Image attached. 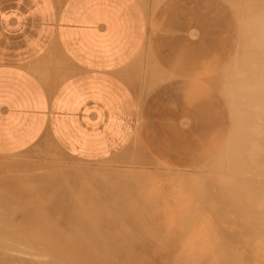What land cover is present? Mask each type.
<instances>
[{
    "label": "rangeland",
    "instance_id": "1",
    "mask_svg": "<svg viewBox=\"0 0 264 264\" xmlns=\"http://www.w3.org/2000/svg\"><path fill=\"white\" fill-rule=\"evenodd\" d=\"M138 1L141 3L147 15L149 31L150 30L154 31V33H156L157 36V38H155L151 42L157 48L149 53L152 54L151 57H154L159 61L161 65L160 69L162 71L161 74L162 78L161 80L153 84L151 79L149 80H146V78L144 79L146 64H147V55H144L142 57V64L140 65L142 66L144 64V68H142L141 73L138 70L139 83H138L137 92H134L131 89L135 95L139 108V116H138L136 128L132 132H129L123 144L119 145L108 156L102 159L87 161V160H81L79 158H75L74 156H71L66 152H64L50 136H43L28 149L20 153L11 156H0V205L5 204L6 202L8 203V201L9 202L12 201L11 199L16 200V203L18 200H19L18 202L20 203L21 201L24 202V203L22 202L21 204L18 203L17 206L16 204L12 205V202L14 201L13 200L11 203L8 204L9 208H5L4 207L6 206L5 204L2 207L3 209L0 208L1 209L0 212L2 213L7 212L9 214L8 215L9 218H12L13 220L12 222H14V220L16 219L15 222L16 223L18 221L21 222L23 224V227L24 225L27 226V223L29 225V221L26 222L25 220L29 218L34 219L36 217L34 214L39 213V208H40L41 210L40 213L44 212L45 214L47 213L49 216L50 215L52 216V214L53 215L56 214L55 215L56 217L53 216L52 218L57 219V228H60L65 231L67 228L68 229L71 228L70 226H72L74 222L80 223V224L78 223L74 224V226H79L78 227L79 229L81 228L87 230L93 228L94 229L105 228V230L115 229L114 232H110V233H106V232L103 233L99 231L100 234H98L96 230H91L89 232H86L87 234H89V237L90 235H93V237L91 236L89 240L84 239V238H89L88 236L87 237L83 236V239L89 243L88 245L92 244L93 242L95 246L94 244L90 246L92 248H98L100 250L99 252L101 253H103V249H100L101 247L99 246H101L102 244L104 245V243L105 245L106 243L116 245L118 243L117 239L119 243L121 241V243L120 244L118 243V245L137 246L141 244L144 245L151 244L154 247L155 245H166L165 244L166 241L165 242L161 241V239L164 240L163 237L166 234L167 235L170 234L169 237H171L172 236L171 234H173L172 237L174 239L171 237L170 239H172V241L170 240V242H167L169 243L168 245L175 246L176 244V246H178L177 242H179V246L186 244V246L194 245L195 247L194 249L196 250L199 248L198 251H196V253L194 250V254L191 257L194 258L195 256H197L195 261H187V263L184 264H196L195 262H198V264H216V263L219 264L221 259L225 261L223 262L225 264H229V262L230 261L232 262L233 260V262L231 263L233 264L234 262L236 263L237 261L236 257L239 256V254H241L240 257H238L239 260L241 258V263L239 261L240 264H244L243 262L247 261L246 258L248 259L251 254H253L251 255L253 256V258L250 256L251 259L257 260L256 262H254L255 264L259 263L260 261L261 264H264V257L260 256V255H264L262 250L263 249L262 246L264 245L263 243L264 241H262V239L264 240L262 234V232L264 233V231H262L264 230V222L261 223V221L264 220L263 218L264 216H261L262 213L264 214V196H262L264 195L263 193L264 187L263 188L260 187L261 183L264 186V180H263L264 178L263 179L261 178L263 182L261 181L260 178L258 179V177L264 175L263 174L264 172L260 173L255 171V169L253 168L255 167L256 161L251 159L252 154L247 156V154H249L248 151L243 152V150H246V148L245 149L243 148L242 150L243 145H245L244 147H246L249 142L255 141L256 139L258 141L256 140L255 142H261L263 137L260 134H262L263 129L261 128L262 129L261 130L259 128L261 132L259 131V129H257L258 131L256 130V133H254L255 129L253 131L251 129L250 130L246 129L245 125L243 127L242 123L240 122L242 121L243 118L242 111L249 109L250 106L251 107L255 106L257 103L262 104L264 102V100H261L264 99V95H263L264 67L262 68V66H260V70L258 68L259 67L258 64L264 65L263 62L264 59H262V57L264 58V55H261L260 58L262 59L263 63L259 62L260 60L259 55L262 53L264 54V49L262 52L261 51L262 49H258L259 45H257L262 43V45H260V48H264L263 46L264 42H261L263 41V39H261L263 36L261 35H262V31H264V26L262 30L261 23L257 24L258 19L260 22V19L264 17L263 14L264 11H261V8L262 10L264 8L263 5L264 1L261 2V0H256V4H259L257 7L253 0H138ZM260 2L261 4L262 3L263 4L260 5ZM252 3L253 5L255 4V6H253ZM257 12H262L263 15ZM259 15L261 16V18L259 17ZM251 17L254 18L252 19ZM250 18L253 21H256L255 23L257 25L261 26V27L258 26V28L256 29V33L258 34L259 28H261L260 29L261 33H259V38L257 37L256 33H253V35H251L252 31L255 32V26L257 27V25L254 24V22L253 23L250 22L252 21ZM249 24L255 25V26L252 25L254 28H251ZM168 27H172L173 29L180 27L190 28V31L189 33H184V34L183 32H172V31L169 32L166 31ZM248 28L252 29L251 34L249 33ZM152 38L153 36L150 35L147 36V41H146L147 45L150 44ZM146 43H144L143 45L141 51L142 55L145 52ZM206 43H211L213 45L212 47L213 49L212 48L205 50L198 49L200 45ZM253 51H255L256 53ZM252 52L254 56H252ZM247 55L250 56L248 57ZM256 56L257 58H255ZM248 58H250L252 61L250 59L247 60ZM254 58L256 59V61ZM247 61H251V63ZM252 63H254V65ZM255 63L258 66L257 68L255 67L256 66ZM254 67L256 68V70L252 69ZM138 68H136V70ZM250 68L253 71H251ZM136 70L134 72H137ZM248 70L251 71V75ZM134 72L117 73V75L125 81L122 75L126 73L133 74ZM255 74L256 76H258L257 77L258 79L256 78L257 79L256 81H254L255 79L253 78L255 77ZM256 82L257 84H255ZM261 83L263 87L261 86ZM251 84L254 85L251 86ZM259 87L261 88V90L262 89L263 90L261 91ZM255 88H258L259 90ZM231 89L233 90V93ZM250 89L252 92H250ZM253 91L256 94H254ZM259 91L262 93H259ZM228 92L231 94H229ZM232 94L233 96H231ZM258 94H260L261 97H259ZM253 95L256 96L258 100L260 99L262 102L259 103L260 100L257 101L256 97H252ZM250 96L252 97V100L254 99L253 101L252 100L251 101L255 105L252 102H250L251 99ZM247 100H249L250 103ZM243 105L246 106L245 109ZM262 105H264V103ZM261 116H262L261 114L256 113L255 116L249 119V121L251 120L250 124L252 123L263 124V118H262V122H261V118H258ZM252 118L254 119V121L252 120ZM245 123L246 125H249L248 121H245L243 124ZM240 124L242 127L240 126ZM242 128L245 129L246 131L245 130L243 131ZM241 129L245 133L241 132ZM247 130L249 131V133ZM240 132L242 137L240 136ZM248 134L251 135V138ZM253 137L255 138V140L252 139ZM239 139H241V141L243 140L244 142L243 141L240 142ZM240 145L242 146L239 147ZM239 150L240 151L242 150L241 151L242 155H239L240 154ZM244 153L245 154L247 153L245 156L250 158L249 159L245 158V156L243 155ZM260 155L262 154H257L258 157ZM262 157L263 156L259 157L260 159L257 160L258 163L259 161L263 163L261 159ZM241 158L243 160H241ZM245 160H250V161H247V163L249 162L247 164ZM252 160L254 161L253 162L254 165L251 162ZM240 161L241 163L244 162L245 164H247V166L243 163L240 166L244 165L245 168H240L239 171L234 170L235 169L234 165H239L238 163H240ZM241 169L243 171H241ZM8 170H11L13 172L11 171L8 172ZM64 170H66L68 175ZM54 171L57 176L54 174ZM68 171L71 173H68ZM240 171L241 173L239 174ZM244 171L245 173H243ZM125 173L127 176L124 175ZM2 176H6L8 179L11 178L12 180L8 182L9 180L7 179L8 181L6 180L7 181L6 183L5 180H2L1 178ZM123 176H125L126 179ZM235 176L247 178L245 180L243 178L244 184H246L245 181L249 179L247 182L249 185L247 184H246L247 186L244 185L245 189H242L243 187L241 188L240 186L243 185V183H241L240 181L243 180L241 178H240L241 180H239L238 177L235 180L236 178ZM254 176H257L256 180L258 182H256ZM20 178L24 182L23 181L21 182ZM132 178L134 179L132 180ZM14 179H17L18 181L21 182L19 183V188L20 190H22L21 192L19 189L16 192L17 188L15 189L13 188L16 187L14 184L15 182L13 181ZM227 179L229 181L232 180V182L230 181L228 184ZM203 180H205L206 183L203 182ZM251 180L254 181V184L255 183L259 184L258 185L259 187L256 184L254 185L257 186L256 187L257 189L255 188L256 190H259V188H261L260 189L261 191L260 190L257 191L259 192L257 193V195L256 194L253 195L254 193H256L255 189H254V193L252 194L251 190L253 189L252 188L250 189V187H248L250 186L251 182L249 181ZM259 180L261 183L259 182ZM155 181L157 182L155 183ZM235 182L237 185L233 184ZM239 182L241 183V185L238 187ZM21 184H22V188H21ZM252 184L253 183H251V185ZM220 185L224 187H221ZM231 185L232 188L230 187ZM234 185L237 186L235 187L236 190L238 189V192L241 193L240 194L237 192V195L238 194L239 195L236 197H233L236 194V190L233 188ZM226 187L227 189H225ZM25 188H27L28 190ZM230 191L232 192L230 193ZM242 191L247 194L243 193ZM242 195L244 196L245 199L246 198H250V199L249 200L247 199L248 200V201L246 200L247 202H243L244 200H241L244 199ZM251 196L254 199H251L252 198ZM258 196H259V201H258ZM22 197L24 198L22 199ZM139 197H141V199H139ZM3 198H5L6 200ZM230 198L232 199L237 198L238 200H241L240 202L243 203H240L236 199L235 200L237 202L233 203L234 201L231 200ZM30 202L32 204L36 203L37 206L38 205L43 206V204H48L50 207L52 204H54L55 207H53L54 205H52L51 208H48V206L46 207V205H44L43 206L44 208H41L42 207L41 206L35 209L32 204H29ZM142 202L147 204H144ZM231 202L233 203L235 210L234 207L232 208L233 205ZM14 203L15 202H13V204ZM253 203H258V206L257 204H253ZM238 204L240 207L239 209H237ZM245 206H247L248 208ZM13 208L21 213V214L17 213L18 218L19 215L21 216L24 215V214L22 215V213L25 214L31 213V214H28V216H24L23 219L25 220L23 223V221H21L22 220L21 217H20L21 220H19L16 217L15 215L16 213ZM32 208H34L35 210H33ZM245 208H247L246 209L247 211L245 210ZM241 209H243V211ZM252 211L255 212L256 215L257 214L259 215L260 213V217L263 220H261V218H259L258 215L257 217ZM11 212H14L13 213L14 217L13 215H11L12 214ZM251 212L256 217L254 215L251 216L250 215ZM7 213H4L3 215L5 216ZM45 214L42 215L43 217L46 218V216L48 215ZM3 215L0 217L3 218L4 217ZM42 215H40L41 217L37 216L38 219L42 218ZM238 215L239 218L237 217ZM240 216L242 218H240ZM4 218H7L8 220L7 215ZM4 218H3L4 222L1 219L0 222L1 223L3 222V224L8 223L10 219L8 221L5 219L7 221L5 222ZM49 218L51 219V217ZM183 218L185 219L183 220ZM186 218H188L189 220L188 219L186 220ZM38 219L33 220V222L34 221L36 222V223L34 222L35 223L34 227L37 225ZM239 219L241 221L242 220L244 221H242L241 223L239 222L240 221ZM255 219L256 220L260 219L261 221H258L257 224V221ZM185 220L186 223L183 222ZM42 221H39L41 225H39L38 227L42 226ZM99 221L102 223L98 225H89L90 222H99ZM246 221H249V224L243 223ZM12 222L11 223L9 222L10 225L7 224L9 226L8 228L13 229L12 226L14 225L15 222L14 223ZM19 222H18V226L17 224L16 226L20 228L22 224L19 225ZM181 223H185L186 225ZM11 224L13 225L11 226ZM23 227L20 228L21 229L20 233H22L23 235L27 234V236H30L29 241L26 239L27 236L26 235L23 236L19 234L18 230L20 231V229L19 228L17 229L15 227L14 228L16 229V231L15 229H13L12 231H14V233L17 232L16 236H18V238L16 240V237L15 236L13 237H15L14 239L19 243L14 242L13 237L12 238L10 237L11 235L14 234L13 232H12L13 234L11 235L9 232H8L9 234L6 233L7 236L10 235L9 238L12 239L10 240L9 238H7L6 241L14 242V243H9V245L11 244L12 246H8V243L6 241H3L7 236L4 237L2 240L1 237H3L5 232L3 235H0V248L2 249V244H3L1 243V240L4 242L3 246L4 245L7 246V247L4 246L5 248L3 247L4 248L3 250L5 249L9 250L10 248H12L11 251L9 252L5 250L8 253L7 252L3 253V250L2 251L0 250V253H2V255L0 254V257H3L2 259L4 261L6 260L4 262L3 260L0 259V262L2 261L1 262L2 264L3 263L10 264L9 262H11L12 264H16L18 260L19 262L17 264H19L20 262L22 264L23 259H24L23 264L27 262H28L27 264H31L33 260H35V262H33L32 264H36V263L38 264L40 262L39 258L38 260L36 257H33L32 259L30 257L31 255L30 256L28 255L29 253L38 252L37 255L40 254V256H42V257L39 256L41 260L43 257L44 260L46 259L50 260L52 258L50 257L51 255L50 253L52 251L53 252L57 251L58 256L61 255V257H57V260H59V262L61 261L64 262L65 260L67 264L68 262L69 264H76L77 260L75 258L80 256L81 252H85L83 253V255L88 253L86 250V248H88L86 247L87 243L83 239L81 240V245L84 247L80 246L81 248H79L80 244L76 245L77 243H80L79 239H81L82 237V235H80L79 233L78 235H76L77 232L76 234L74 232L75 234L74 235L72 232L63 233L62 231V233H60L61 232L60 230L58 232L59 236L60 234L63 235L67 234V235L61 237V239L58 238L59 236L58 237L55 236L56 240L59 239L57 242L59 241L65 242L66 238L67 241L66 244H64L63 242L61 243L59 242L57 245L59 247L58 248L56 247L55 237L52 236L55 233H57L56 230H55L56 232L53 231V233L49 231V233L51 232L50 233L51 236L54 238L52 239L53 241H51L52 237L50 235L47 236L46 234L47 232L44 233V231L46 230L44 228L46 226H44V228L42 227L38 228V230L42 228L43 230L42 233L40 231L38 233L32 231L33 227L31 226H30L31 231H29L30 228H26V227L23 228ZM176 228L177 230H174ZM188 228L191 230V232H189L190 230H188ZM223 228L227 229L228 231L224 230ZM256 228L258 229V231L256 230ZM27 229L29 231L28 232L29 234L27 233V231L26 233H24L25 230ZM117 229L118 231H116ZM169 229H173L175 232L173 230H171V232L173 231V233L169 231L166 232ZM249 229H251V231ZM1 230L6 232L8 231V229L3 230V228ZM33 230L35 229L33 228ZM232 230L233 231L235 230L236 232L235 231L232 232ZM9 231L11 232L10 229ZM259 231L262 232L260 233ZM90 232H92V234ZM224 232L227 234H225ZM43 233L44 235H42ZM69 233L70 234L72 233L75 237L71 238L70 235L68 237ZM82 233L83 235H85L84 232ZM125 233L126 235H123ZM18 234L22 236L23 240L26 239L28 243L34 242L35 239L37 241L32 243V245H30V243L27 244V242L25 243V245H23L24 241L23 242L21 241L22 239L21 237L19 238ZM32 234L35 235L36 238ZM237 234L238 235L240 234L239 237H237L238 236ZM247 234L248 236L250 235L249 238ZM79 235L80 238L76 240L77 238L76 236ZM104 235L105 236L108 235L106 238H108L109 236L110 238H108V240L105 238L104 240L101 239L103 238ZM227 235L228 236L235 235L229 237L230 238L233 237L236 240H234L233 238L231 239L229 238L228 240L226 238ZM256 235L258 236V238L256 237ZM148 236L150 237V239H148L149 238ZM245 236H247V238ZM259 236L260 237L262 236L263 238L261 237L260 240ZM39 237L41 239L46 237L44 239L45 241H47L49 237L51 238H49L46 244L44 240L42 241L43 242L42 243ZM182 237L185 240L182 239ZM224 237L228 241L224 240ZM111 238L112 241H110ZM132 238L136 241H134ZM152 238L153 240H151ZM175 238H177V240ZM18 239H21L20 241L23 244H21ZM157 239L159 240L156 241ZM181 239L184 241H182ZM73 240L75 242V245H73L74 244ZM97 240L99 241L97 242ZM100 240H102L104 243L101 242ZM125 240H130V241L125 242ZM196 240L199 242H197ZM244 240L245 241L249 240V241H247V243L245 244ZM49 241H51L52 245H50L51 243ZM174 241H176V243H174ZM193 241H195L196 244ZM219 241L222 242L221 243L222 245H220L219 248L221 250H219L218 252L217 248L218 245L220 244ZM205 242H207L208 245L209 244L210 245L208 246L207 243ZM67 243L72 245L73 249ZM225 243L226 245H229L228 247L230 246L232 247L233 245L234 246L232 247L231 250H230L231 247L229 249H226L228 247L227 246L226 248L224 247ZM13 244H17V245L14 246ZM60 244L62 245L60 246ZM257 244L260 246V248ZM43 245L45 246L47 245V248ZM66 245L69 246L68 250ZM198 245H200L201 247ZM246 245L248 247L249 245H251L252 246L251 248L253 250L250 247L246 248ZM16 246L18 248H15ZM20 246H23L22 247L23 249L20 248ZM52 246L54 249L55 247L58 249H55L54 251ZM62 246L64 247L62 248ZM174 246L172 248L175 249L177 252L178 249L176 248L178 247L175 248ZM186 246L183 245L182 247H186ZM145 247H149V246H145ZM170 247L169 250L172 249ZM19 248L21 250H19ZM207 248L211 249L212 251L213 254L212 263L202 262L201 256L198 255L199 254L198 252H200L202 249L203 250L201 252L204 253L208 252L206 251ZM236 248L240 250L238 251ZM254 248L256 251L257 250L259 251L261 249L260 251L261 254H259L258 251L256 254ZM47 249L50 253L46 251ZM235 249H236L235 252L237 253L238 251L239 254L238 253L236 254L235 252L231 254L232 252L230 251H234ZM76 250L77 252L78 251L79 252L77 253ZM241 250H243L242 251L243 253L247 252L246 255H248L249 252L251 253L248 255V257L244 254L246 257L245 258ZM42 251L44 252V254ZM221 251L224 254L221 253ZM64 252H65L64 255L65 258H63ZM66 252H68L69 254L67 253L66 255ZM12 253L17 257V258L15 256L12 257L14 261L11 260ZM70 253H72V255ZM75 253H77L78 256ZM227 253H229L228 255L230 257L229 256L227 257L226 255ZM6 254H10V256L8 257ZM21 254H23V256H21ZM218 254L220 256H218ZM256 255L260 257L256 258L257 257ZM28 256L30 257V259H28L29 258ZM233 256L234 257L236 256L235 257L236 261L234 260L235 258ZM7 257L9 261L7 260ZM18 257H20L21 260ZM70 257H72V259L74 258L75 260V261L73 260L74 263L72 262ZM165 257H166L165 255L160 257L161 262L159 258L153 264H161V263L165 264L168 261L167 259L166 262H163L166 260ZM243 257L245 261L243 260ZM25 258L27 261L25 260ZM78 259H80V257ZM86 260L89 261L88 258ZM248 260L252 261L250 260V258ZM100 263L101 262H99L98 264ZM239 263L237 261V264ZM172 264H179V263H174L173 261ZM220 264H222V261Z\"/></svg>",
    "mask_w": 264,
    "mask_h": 264
},
{
    "label": "crops",
    "instance_id": "2",
    "mask_svg": "<svg viewBox=\"0 0 264 264\" xmlns=\"http://www.w3.org/2000/svg\"><path fill=\"white\" fill-rule=\"evenodd\" d=\"M155 38L138 0H0V156L43 136L81 160L108 156L136 128L144 55V79L162 78Z\"/></svg>",
    "mask_w": 264,
    "mask_h": 264
},
{
    "label": "bare ground",
    "instance_id": "3",
    "mask_svg": "<svg viewBox=\"0 0 264 264\" xmlns=\"http://www.w3.org/2000/svg\"><path fill=\"white\" fill-rule=\"evenodd\" d=\"M253 1H254L255 4H256V0H253ZM262 1H264V0H261V2H262ZM258 2H259V1H258ZM261 2H260V5L263 4V3L261 4ZM255 4L253 5V3H252L253 6H255ZM258 5H259V4H256V7H257ZM263 5H264V4H263ZM253 8H254V7H253ZM257 9H260V8H257ZM255 11H256V10H255ZM259 11H260V10H259ZM261 11H264V8H263V10H262V8H261ZM253 13H254V11H253ZM257 13H260L261 15L264 14V13L262 14V12H257ZM257 13H256V14H257ZM256 14H255V15H256ZM257 15H258V14H257ZM257 15H256V16H257ZM257 17H258V16H257ZM259 17L261 18L260 15H259ZM262 17H263V16H262ZM251 18H252V17H251ZM251 18H250V19H251ZM253 18H254V17H253ZM253 18H252V19H253ZM252 19H251V20H252ZM248 21H249V20H248ZM250 22H252V23L254 22V24H256V23H255L256 21H253V20H252V21H250ZM250 22H248V23H250ZM258 23H261V26H262V27L259 26V25H257ZM257 24H256L257 27H256L255 25H253V24H251V25L249 24V25L251 26V28H254L253 26H255V32L252 31V34H251V30H252V29H249L250 26H249V28H248L249 33H250L251 35H253V33H256V29L258 28V26L261 27L262 30H263V26H264V17L260 19V22H259V19H258ZM252 25H253V26H252ZM261 28H259V33H261V30H260ZM257 32H258V31H257ZM259 33H258V34L256 33L258 38H259ZM263 33H264V31H262V35H261V36L264 37ZM261 36H260V38H261ZM263 37L261 38V39H263V41H261V42H264V38H263ZM258 40H259V39H258ZM259 41H260V40H259ZM259 43H260V42H259ZM257 45H259V48H258V49H262L261 51L263 52V49H264V48H260V45H262V43L257 44ZM255 46H256V45H255ZM263 46H264V43H263ZM263 46H261V47H263ZM256 47H257V46H256ZM253 52H255V51H253ZM253 52H252V56H254V55H253ZM255 53H256V52H255ZM259 54H260V53H259ZM259 54H258V55H259ZM256 55H257V54H256ZM261 55H264V54H263V53L260 54V55H259V59L261 58ZM247 56H248V55H247ZM249 56H250V55H249ZM249 56H248V57H249ZM255 58H257V56H256ZM255 58H254V59H255ZM245 59H246V58H245ZM249 59H250V58H248L247 60H249ZM262 59H264V58L262 57ZM262 59L259 60L260 63L262 62ZM250 60H251V59H250ZM257 60H258V59H257ZM251 61H252V60H251ZM251 61H247V62L251 63ZM255 61H256V59H255ZM255 61H253V62H255ZM263 62H264V61H263ZM263 62H262V63H263ZM244 64H245V63H244ZM247 64H248V63H247ZM252 64L254 65V63H252ZM250 65H251V64H250ZM255 65H256V63H255ZM246 66H247V65H246ZM248 66H249V65H248ZM258 66H259V67H258ZM258 66L256 65L255 67H256V68L258 67L259 70H260V66H262V68L264 67V65H262V64H261V65L258 64ZM255 67L252 68V69L256 70ZM262 68H261V69H262ZM250 70H251V68H250ZM259 70H258V71H259ZM262 70H263V69H262ZM262 70H261V71H262ZM248 71H249V70H248ZM248 71H247V72H248ZM251 71H253V70H251ZM251 71H249L250 75H251ZM258 73H261V72H258ZM258 73H257V75H258ZM262 73H263V72H262ZM263 74H264V73H263ZM253 75H254V74H253ZM253 75H252V76H253ZM248 76H249V75H248ZM260 76H261V74H260ZM257 77H258V76H256V74H255V77H253V78L255 79L254 81H256V80L258 79ZM247 78H248V77H247ZM256 78H257V79H256ZM259 78H260V77H259ZM263 78H264V76H263ZM234 79H235V78H234ZM259 80H260V79H259ZM259 80H258V81H259ZM262 80H263V79H262ZM254 81H253V82H254ZM260 81H261V80H260ZM260 81H259V82H260ZM233 82H234V81H233ZM255 84H257V82H256ZM252 85H254V84H251V86H252ZM259 85H260V84H259ZM263 85H264V84H263ZM256 86H257V85H256ZM256 86H255V87H256ZM261 86H262V83H261ZM262 87H263V86H262ZM251 88H252V87H251ZM259 88H260V87H259ZM255 89H258V88H255ZM231 90H232V89H231ZM253 90H254V89H253ZM258 90H259V89H258ZM260 90H261V88H260ZM262 90H263V89H262ZM262 90H261V91H262ZM229 91H230V90H229ZM255 91H256V90H255ZM250 92H252L251 89H250ZM250 92H249V93H250ZM253 92H254V91H253ZM228 93H229V92H228ZM232 93H233V90H232ZM259 93H262V92L259 91ZM229 94H231V93H229ZM229 94H228V95H229ZM250 94H251V93H250ZM254 94H256V93L254 92ZM258 95H259V97H261L260 94H258ZM263 95H264V94H263ZM231 96H233V94H232ZM236 96H237V93H236ZM250 97H251V96H250ZM250 97H249V98H250ZM252 97H256V96L253 95ZM252 97H251V99H250V102H252V101L254 100V99L252 100ZM262 97H263V96H262ZM256 98H257V97H256ZM251 100H252V101H251ZM259 100H260V99H259ZM259 100H258V98H257V101H259ZM261 100H264V99H261ZM261 100L259 101V103L262 102ZM243 101H244V100H243ZM243 101H242V102H243ZM247 101L249 102V100H247ZM255 101H256V100H255ZM255 101H254V102H255ZM242 102H241V103H242ZM245 102H246V101H245ZM250 102H249V103H250ZM249 103H248V104H249ZM252 103H253V102H252ZM263 103H264V102H263ZM263 103H262V104H263ZM245 104H246V103H245ZM253 104H254V103H253ZM262 104H258V103H257L256 105L254 104L255 106H252V107L249 105V106L251 107V108L249 107L250 110L247 109V110L242 111V112H243V114H242L243 118H242V121H240V122L242 123L243 127H244V125H245L246 129H249V130L251 129L252 131L255 129V132H254V133H256V130L259 129V128H260V129H261V128L263 129V130L261 129L263 132H262V134H260V135H262V137H263L261 142H255L257 139L255 140V138H254V137H255V134H254V137H253L252 139H254L255 141L249 142V143L247 144L246 147H244L245 145H243V147H242V150H243V148H244V149L246 148V150H243V152L248 151L249 154L246 153L247 156H249V155L252 154L251 159H253L254 161H256V163L258 164V165H257V164L255 163V167H254V168L251 167V168L255 169V171L260 172V173H261V172H262V173L264 172V105H262ZM251 105H252V104H251ZM241 106H242V105H241ZM243 106H244V105H243ZM245 107H246V106H244V109H245ZM240 110H241V109H240ZM242 110H243V108H242ZM256 113L262 115L261 117H258V118H261V122H262V118H263V124H259V123H258V124H257V123H256V124H253V123L250 124V121H251V120L249 121V119H251V117L255 116ZM258 116H259V115H258ZM240 119H241V118H240ZM252 120L254 121L253 118H252ZM243 121H244V122H245V121H248V122H249V125H246V123L243 124V123H244ZM255 122H256V121H255ZM240 126H241V124H240ZM241 127H242V126H241ZM242 129H243V128H242ZM242 129H241V132H243V131L245 130V129H243V131H242ZM260 129H259V131L261 132ZM245 131H246V130H245ZM247 131H248V130H247ZM257 131H258V130H257ZM241 132H240V136H241ZM260 132H259V133H260ZM243 133H245V132H243ZM248 133H249V131H248ZM252 134H253V132H252ZM243 135H245V134H243ZM248 135H249V134H248ZM260 135H259V136H260ZM249 136H250V138H251V135H249ZM252 136H253V135H252ZM241 137H242V136H241ZM256 137H257V136H256ZM239 138H240V137H239ZM244 138H245V137H244ZM247 138H249V137H247ZM247 138H246V139H247ZM257 138H258V137H257ZM260 138H261V137H260ZM242 139H243V138H242ZM239 140H240V142L243 141V140L241 141V139H239ZM260 140H261V139H260ZM237 141H238V138H237ZM257 141H258V140H257ZM243 142H244V141H243ZM245 142H246V140H245ZM247 142H248V141H247ZM55 143H56V142H55ZM56 144H57V143H56ZM238 144H240V143H238ZM241 144H242V143H241ZM241 146H242V145H240L239 147H241ZM239 147H238V148H239ZM238 148H237V149H238ZM242 150H241V151H242ZM237 151H238V150H237ZM241 151L239 150V153H240L239 155H242ZM237 153H238V152H237ZM246 154L244 153L243 155L245 156ZM257 154H262V155H260L259 157L263 156V157L261 158L262 161H263V163H261V161H259V163H258L257 160H259L260 158L257 156ZM239 155H238V157H239ZM243 158H244V157H243ZM245 158L249 159L250 157L248 158V157L245 156ZM245 158H244V159H245ZM241 160H243V159L241 158ZM253 160L251 161L252 164H253V162H254ZM245 161H246V163H247V161H250V160H245ZM237 162H238V161H237ZM251 162H250V163H251ZM243 163H244V162L241 163V161H240V163H238L239 165H234V166H235V169H234V170L239 171L240 168H245L244 165H243L244 167H243V166H240V165L243 164ZM248 163H249V162H248ZM248 163H247V164H248ZM244 164H245V163H244ZM247 164H245V165L247 166ZM253 165H254V164H253ZM68 168H69V167H68ZM68 168H67V169H68ZM132 168H133V167H132ZM249 168H250V167H249ZM9 169H12V168H9ZM72 169H73V168H72ZM230 169H231V168H230ZM246 169H247V167H246ZM246 169H245V170H246ZM9 171H11V170H8V172H9ZM13 171H14V169H13ZM13 171H11V172H13ZM64 171L66 172V170H64ZM69 171H70V169H69ZM69 171H68V173H71V172H69ZM232 171H233V170H232ZM241 171H243V170L241 169ZM241 171L239 172V174L241 173ZM246 171H247V170H246ZM56 172H57V171H56ZM229 172H230V171H229ZM15 173H16V172H15ZM15 173H14V174H15ZM80 173H81V172H80ZM99 173H100V172H99ZM234 173H235V172H234ZM236 173H237V172H236ZM243 173H245V171H244ZM248 173H249V172H248ZM54 174H55V171H54ZM66 174H67V172H66ZM119 174H120V173H119ZM254 174H255V172H254ZM263 174H264V173H263ZM263 174H262V175H263ZM55 175H56V174H55ZM67 175H68V174H67ZM99 175H100V174H99ZM111 175H112V174H111ZM124 175H126V173H125ZM256 175H257V174H256ZM21 176H22V175H21ZM56 176H57V175H56ZM115 176H116V175H115ZM126 176H127V175H126ZM128 176H129V175H128ZM258 176H259V175H258ZM5 177H6V176H2V177H1L2 180H5V181H6V180L8 179L7 177H6V178H5ZM100 177H101V176H100ZM102 177H103V176H102ZM110 177H111V176H110ZM123 177H125V176H123ZM123 177H122V178H123ZM130 177H131V176H130ZM235 177H236V178H235V180H236L238 176H235ZM256 177H257V176H254L255 180L257 179ZM67 178H68V177H67ZM116 178H117V177H116ZM119 178H120V177H119ZM240 178L243 180L244 177H243V178H242V177H238L239 180H241ZM252 178H253V177H252ZM252 178H251V179H252ZM259 178H260V179H261V178L263 179V178H264V175L258 177V179H259ZM20 179H21V178H20ZM26 179H27V178H26ZM125 179H126V177H125ZM127 179H128V178H127ZM133 179H134V178H132V180H133ZM146 179H147V178H146ZM146 179H145V180H146ZM215 179H216V178H215ZM215 179H214V180H215ZM219 179H221V178H219ZM245 179H247V178H244V180H245ZM262 179H261V181L263 182L264 179H263V180H262ZM8 180H9V181H8ZM8 180H7V181L10 182V180H12V179L9 178ZM16 180H17V179H14V180H13V181L15 182L14 184H15V186H16V187H13V188H14V189L17 188V189H16V192H17L18 189L20 190V188H19V183H21L23 180L21 179V182L18 181V180L16 181ZM90 180H91V179H90ZM101 180H102V179H101ZM104 180H105V179H104ZM212 180H213V179H212ZM227 180H228V179H227ZM227 180H226V181H227ZM244 180H243V181H240V182L243 183ZM248 180H249V179H248ZM248 180L245 181L247 185H249V184L247 183ZM7 181H6V183H7ZM124 181H125V180H124ZM152 181H153V180H152ZM200 181H201V180H200ZM209 181H210V180H209ZM224 181H225V180H224ZM230 181L232 182V180H230ZM230 181L228 180L227 183L229 184ZM252 181H253V180H251V181H249V182L253 183V184H252L253 186H252L251 183H250V186H248V187H250V189H251V188L253 189V190H251V193L253 194V193H254V189H255L259 184L255 183L257 186H254V185H255V184H254V181H253V182H252ZM16 182H17V183H16ZM23 182H24V181H23ZM26 182H28V181H26ZM120 182H121V181H120ZM129 182H130V181H129ZM131 182H132V181H131ZM142 182H143V180H142ZM149 182H150V181H149ZM156 182H157V181H155V183H156ZM203 182L206 183L205 180H203ZM207 182H208V180H207ZM240 182H239L238 187L241 185ZM256 182H258V181L256 180ZM259 182H260V180H259ZM32 183H33V182H32ZM117 183H118V182H117ZM124 183H125V182H124ZM132 183H133V182H132ZM132 183H131V184H132ZM136 183H137V182H136ZM136 183H135V184H136ZM140 183H141V182H140ZM140 183H138V184H140ZM144 183H145V182H144ZM223 183H224V182H223ZM237 183H238V182H237ZM260 183H261V182H260ZM17 184H18V185H17ZM28 184H29V183H28ZM67 184H68V183H67ZM129 184H130V183H129ZM211 184H213V183H211ZM211 184H210V185H211ZM214 184H215V183H214ZM233 184H236V182L233 183ZM246 184L243 183V185H241L240 187H241V188L243 187L242 189H245L244 187L247 186ZM26 185H27V184H26ZM136 185H137V184H136ZM136 185H135V186H136ZM210 185H209V186H210ZM236 185H237V184H236ZM244 185H245V186H244ZM133 186H134V184H133ZM137 186H138V185H137ZM220 186H221V185H220ZM131 187H132V186H131ZM221 187H224V186H221ZM230 187L232 188V185H231ZM235 187H237V186L234 185V187H233V188L236 190ZM253 187H254V188H253ZM258 187H259V186H258ZM260 187H261V188L264 187V186L262 185V183H261V186H260ZM21 188H22V184H21ZM134 188H135V187H134ZM261 188H259V190H260ZM25 189H27V188H25ZM225 189H227V187H226ZM256 189H257V188H256ZM256 189H255V190H256ZM9 190H10V189H9ZM27 190H28V189H27ZM231 190H232V189H231ZM239 190H240V189H239ZM259 190H256V193H254L253 195H255V194L257 195V193H259V192H257V191H259ZM21 191H22V190H20V192H21ZM23 191H25V190H23ZM245 191H246V190H245ZM252 191H253V192H252ZM260 191H261V190H260ZM263 191H264V189H263ZM8 192H9V191H8ZM16 192H15V193H16ZM134 192H135V191H134ZM231 192H232V191H230V193H231ZM233 192H234V191H233ZM237 192H238V189L236 190V194L234 193L235 196H233V195H232V196H233V197L238 196L239 194L237 195ZM242 192H243V191H242ZM2 193H3V192H2ZM238 193H240V192H238ZM243 193H245V192H243ZM263 193H264V192H263ZM240 194H241V193H240ZM245 194H247V193H245ZM243 195H244V194H243ZM243 195H242V197L244 198L245 195H244V196H243ZM259 195H260V194H259ZM261 195H262V194H261ZM247 196H248V195H247ZM262 196H264V195H262ZM233 197H232V198H233ZM251 197H252V196H251ZM260 197H261V196H260ZM6 198H8V197H6ZM14 198H15V197H14ZM23 198H24V197H22V199H23ZM26 198H28V197H26ZM26 198H25V200H26ZM226 198H227V197H226ZM232 198H230V199L234 201L233 203L237 202V201H236V200H238L237 198H234V199H232ZM3 199H5V198H3ZM139 199H141V197H139ZM227 199H228V198H227ZM235 199H236V200H235ZM240 199H241V196H240ZM247 199L249 200L250 198H246V199L244 198V199H241V200H244L243 202H247V201H248ZM251 199H254V198L252 197ZM5 200H6V199H5ZM11 200L13 201L14 199H11ZM20 200H21V197H20ZM30 200H31V199H30ZM32 200H33V198H32ZM143 200H144V199H143ZM225 200H226V199H225ZM241 200H238V201L240 202ZM246 200H247V201H246ZM255 200H257V199H255ZM255 200H254V202H255ZM12 201H10V202L8 201V203H7V202L5 203L7 207L4 206L5 204H3V205L1 204V205H0V208L3 209V208H2L3 206H4L5 208H9V207H8V206H9L8 204L11 203ZM18 201H19V200H18ZM18 201H17V203H16V200H14L13 202H15V203L13 204V202H12V205H15V204H16V205L18 206V203L21 204V203L23 202V201H21V203H20V202H18ZM144 201H145V200H144ZM258 201H259V196H258ZM27 202H28V201H27ZM243 202H240V203H243ZM23 203H24V202H23ZM25 203H26V202H25ZM48 203H49V202H48ZM142 203H144V202H142ZM231 203H232V202H231ZM233 203H232V205H233ZM240 203H239V204H240ZM248 203H249V202H248ZM29 204H32V203L30 202ZM144 204H147V203H144ZM150 204H151V203H150ZM150 204H148V205H150ZM153 204H154V203H153ZM227 204H228V203H227ZM227 204H226V205H227ZM239 204H238V206H237V209L240 208V207H239ZM249 204H250V203H249ZM253 204H257V206H258V203H253ZM12 205H11V207H12ZM32 205H33V207H34L35 209L38 208V207H41V206H42V205H41V206H39V205L37 206L36 203H34V204H32ZM44 205H46V207L48 206V208H51V206L54 205V204L51 205V203H50V205H51L50 207H49L48 204H43V206H44ZM222 205H223V204H222ZM224 205H225V204H224ZM232 205H230V206H232ZM236 205H237V204H236ZM17 206H15V207H17ZM43 206H42L41 208H44ZM126 206H127V205H126ZM202 206H203V205H202ZM230 206H229V207H230ZM15 207H14V208H15ZM53 207H55V205H54ZM128 207H129V206H128ZM146 207H147V206H146ZM148 207H149V206H148ZM217 207H218V206H217ZM221 207H222V206H221ZM233 207H234V205L232 206V208H233ZM245 207H247V206H245ZM14 208H13V209H14ZM34 208H32V209L35 210ZM222 208H223V207H222ZM232 208H231V209H232ZM241 208H242V207H241ZM247 208H248V207H247ZM247 208H245V210H246ZM256 208H257V207H256ZM1 209H0V210H1ZM16 209H17V208H16ZM14 210H15V209H14ZM234 210H235V207H234ZM241 210L243 211V209H241ZM37 211H38V210H37ZM40 211H41V210H40V208H39V213H35V214H34V215L36 216L34 219H38L37 216L41 217L40 215L45 214L44 212H43V213L41 212V213H42V214H41ZM232 211H233V210H232ZM232 211H230V212H232ZM238 211H239V210H238ZM246 211H247V210H246ZM250 211H251V209H250ZM252 212H253V211H252ZM252 212L250 213L251 216L255 214V212H253L254 214H252ZM1 213H2V212H0V216H2L4 213H7V212H4V213H2V214H1ZM9 213H10V212H9ZM11 213H12L11 215H13L14 212H11ZM15 213H16V214H15L16 217L18 218L17 213H20V212L15 210ZM236 213H237V212H236ZM257 213H259V212H257ZM20 214H21V213H20ZM23 214H24V215H23ZM28 214H31V213H28ZM28 214H27V213H26V214H25V213H22L23 216H21V215L18 214V215H19V218H18V219H19V220L22 219L21 221H23V223H24V220H25V219H23V218H24V216H28ZM36 214H38V215H36ZM49 214H52V213H49ZM6 215H7V217H8V220L10 219L9 221L7 220V218H4V217H6ZM6 215H5V216L3 215V216H4L3 218H4V220L6 219V220L8 221V223H4V224H3V222H4V221H3V218L0 217V219L3 221L2 223L0 222V226H2V227H0V232H1L0 235H3L4 232H5V234H6V233H7V234L10 233V235H11V234L14 233V231H12L13 229H15V228L18 229V228H19V227H17L19 221L16 223V222H15L16 219H15V220H14L15 223H14V222H12V221H13L12 218H9V216H8L9 214L7 213ZM45 215H48V214L46 213ZM55 215H56V214H54V215L52 214V216H51V215H50V216L48 215V216H46V218L43 217V215H42V218H44V219H42V218H39V219H38L39 221H42V220L44 221V223H43V221H42V226H40V227H42V228H44V226H46V227L44 228V229H46V230L44 231V233L47 232V233H46L47 236H49V235L51 236L50 233H51V232L53 233V231L56 230L57 233H55L56 231H55L54 233H55V234H58V235H55V234H54V235H52V236H53V237H55V236L58 237V236H59V233H58V232H59L60 230H61L60 233H62V231H63V233H64V232H65V233H66V232H67V233H68V232H72V233L74 234V232H75V234H76V232H77L76 235H78V233H79L80 235H82L81 239H79V238H80V235H79V236H76V237H77L76 240L79 239V241H80V243H77V244H76V245H79V244H80V245H79V248L84 247V246L81 245V240L83 239V236H85V237L88 236V237H89V234H87L86 232H89V231H91V230H96V231L98 232V234H100L99 231H101V232H103V233H104V232H106V233H110V232H114V231H115V229H113V230H112V229L105 230V228H104V229H100V228H97V229L95 228V229H94V228H93V229H88V230H87V229H82V228L79 229V228H78L79 226H74V224H76V223H78V222H74V224H72V226H70L71 228H69V229L67 228L66 231H65V230H62V229H60V228H57V219H53V218H52L53 216L56 217ZM233 215H234V214H233ZM243 215H244V214H243ZM247 215H248V214H247ZM255 215H256V214H255ZM255 215H254V216H255ZM257 215H258V214H257ZM257 215H256V216H257ZM225 216H226V213H225ZM228 216H229V215H228ZM254 216H253V217H254ZM256 216H255V217H256ZM258 216H259V218H261V217H260V213H259ZM258 216H257V217H258ZM261 216H264V214L262 213ZM13 217H14V215H13ZM16 217H15V218H16ZM20 217H21V219H20ZM32 217H33V216H32ZM49 217H51V219H50ZM237 217L239 218V215H238ZM255 217H254V218H255ZM228 218H229V217H228ZM240 218H242V217L240 216ZM263 218H264V217H263ZM13 219H14V218H13ZM34 219L29 218V219H27V220H25V221H26V222L29 221V225L31 224L30 226L33 227V228L35 229V230H33V228H32V231H35V232H37V233L40 231V232L42 233V231H43L42 228H41L40 230H38V228H40V227H38V226L41 225V223L37 220V225L35 226V227H36V228H35L34 225H35L36 222H35V221H34L35 223L33 222ZM40 219H42V220H40ZM127 219H128V218H127ZM184 219H185V218H183V220H184ZM187 219H188V218H186V220H187ZM229 219H230V218H229ZM256 219H257V218H256ZM256 219H255V220H256ZM6 220H5V222H7ZM30 220H32V221H30ZM186 220L183 221V222L186 223ZM188 220H189V219H188ZM220 220H221V219H220ZM239 220H240V219H239ZM253 220H254V219H253ZM253 220H252V221H253ZM261 220H263V219L261 218ZM261 220H260V219L256 220V221H257V224H258V221H261ZM192 221H193V220H192ZM217 221H218V220H217ZM222 221H223V220H222ZM242 221H244V220H242ZM242 221L240 220L239 222L242 223ZM256 221H255V224H256ZM9 222H10V223H11V222L14 223L15 226H14L13 224H11V226L13 225V226H12L13 229L8 228L9 226H8L7 224H9ZM26 222H25V223H26ZM30 222H32V223H34V224H32V223H30ZM128 222H129V221H128ZM132 222H133V221H132ZM187 222H188V221H187ZM198 222H199V221H198ZM262 222H264V220L261 221V223H262ZM90 223H92V224H90ZM90 223H89V225H98V224H100V223H102V222L99 221V222H90ZM130 223H131V222H130ZM174 223H175V222H174ZM185 223H181V224H185ZM188 223H189V222H188ZM192 223H193V222H192ZM194 223H195V221H194ZM196 223H197V222H196ZM214 223H215V222H214ZM232 223H233V222H232ZM236 223H237V222H236ZM243 223L249 224V221H246V222H243ZM251 223H254V222H251ZM16 224H17V226H16ZM21 224H22V223L19 222V225H21ZM78 224H80V223H78ZM78 224H77V225H78ZM198 224H199V223H198ZM238 224H239V223H238ZM255 224H254V225H255ZM3 225H4V226H3ZM5 225H6L7 227H6ZM9 225H10V224H9ZM29 225H28V223H27V226L24 225V227H26V228H30L29 231H31V227H30ZM185 225H186V224H185ZM187 225H189V224H187ZM213 225H214V224H213ZM235 225H237V224H235ZM259 225H260V224H259ZM261 225H262V224H261ZM11 226H10V227H11ZM73 226H74V227H73ZM239 226H240V225H239ZM241 226H242V225H241ZM243 226H244V225H243ZM14 227H15V228H14ZM21 227H23V224H22V226H20V228H21ZM24 227H23V228H24ZM75 227H76L77 229H76ZM213 227H214V226H213ZM246 227H247V226H246ZM2 228H3V230H7V229H8V231H7V232H6V231H2V230H1ZM4 228H6V229H4ZM20 228H19V229H20ZM52 228H53V229H52ZM244 228H245V227H244ZM250 228H251V227H250ZM254 228H255V227H254ZM9 229L11 230V232L9 231ZM218 229H219V228H218ZM221 229H222V228H221ZM223 229H224V228H223ZM239 229H240V228H239ZM36 230H37V231H36ZM120 230H121V229H120ZM145 230H146V229H145ZM148 230H149V229H148ZM152 230H153V229H152ZM171 230H173V229H169V230H167L166 232H168V231L171 232ZM174 230H177V228L174 229ZM174 230H173V231H174ZM182 230H183V229H182ZM182 230H181V231H182ZM184 230H185V229H184ZM186 230H187V229H186ZM188 230H190V229L188 228ZM188 230H187V231H188ZM214 230H215V228H214ZM224 230H227V229H224ZM224 230H223V231H224ZM235 230H237V229H235ZM235 230H234V231H235ZM243 230H244V229H243ZM246 230H247V229H246ZM246 230H245V231H246ZM249 230L251 231V229H249ZM252 230H254V229H252ZM256 230L258 231L257 228H256ZM15 231H16V229H15ZM26 231H27V233L29 232L28 229H27V230H25L24 233H26ZM49 231H51V232L49 233ZM116 231H118V229H117ZM129 231H130V230H129ZM132 231H133V230H132ZM138 231H139V230H138ZM149 231H150V230H149ZM173 231H172L171 233H173ZM181 231H180V232H181ZM227 231H228V230H227ZM234 231L232 230V232H234ZM262 231H264V230H262ZM262 231H261V232H262ZM8 232H9V233H8ZM12 232H13V233H12ZM18 232H19V234L23 235L22 233H20V232H21V229H20V231L18 230ZM82 232H84L85 235H83ZM151 232H152V231H151ZM151 232H150V233H151ZM174 232H175V231H174ZM182 232H183V231H182ZM184 232H185V231H184ZM189 232H191V230H190ZM215 232H216V231H215ZM229 232H230V231H229ZM235 232H236V231H235ZM241 232H242V230H241ZM248 232H249V231H248ZM252 232H253V231H252ZM259 232H260V231H259ZM261 232H260V233H261ZM41 233H40V234H41ZM44 233H43L42 235H44ZM72 233H71V234L69 233V234H68V237H69V235H70L71 238H72V237H75V236H74L75 234L73 235ZM81 233H82V234H81ZM90 233L92 234V232H90ZM94 233H95V232H94ZM103 233H102V234H103ZM117 233H118V232H117ZM123 233H124V232H123ZM132 233H133V232H132ZM140 233H141V232H140ZM150 233H149V234H150ZM177 233H178V232H177ZM224 233H225V232H224ZM244 233H245V232H244ZM250 233H251V232H250ZM253 233H254V232H253ZM255 233H257V232H255ZM5 234H4V235H5ZM7 234H6L5 236L3 235V237H1L2 240H3L4 237L7 236ZM16 234H17V232H15V233H14L13 235H11V236L8 235V236L5 238V240H3V241H6V239L9 238V236H10L11 238H12L13 236H15V237H16V240H17L18 236H16ZM19 234H18V235H19ZM28 234H29V233H28ZM33 234H34V232H33ZM33 234H32V235H33ZM86 234H87V235H86ZM121 234H122V233H121ZM217 234H218V233H217ZM225 234H227V233H225ZM225 234H224V235H225ZM242 234H243V233H242ZM262 234H263V237H264V233H263V232H262ZM262 234H261V235H262ZM21 235H19V238L21 237L22 240H21V239H18V240H19V241L21 240L22 242L24 241V244L20 241V243L23 244V245H25L26 242H27V244L30 243V245H32V243H34L35 241H37V240L35 239L34 242H29V243H28V241L30 240V236H27V234H24V235L27 236V238H26V239L28 240V241H27L26 239L23 240V238H22ZM24 235H23V236H24ZM30 235H31V234H30ZM36 235H37V234H36ZM38 235H39V234H38ZM65 235H67V234H65ZM65 235L60 234V236H59L58 238L61 239V237H64ZM72 235H73V236H72ZM123 235H126V233L123 234ZM171 235L173 236V234H171ZM237 235H238V234H237ZM239 235H240V234H239ZM239 235H238L237 237H239ZM245 235H246V234H245ZM259 235H260V234H259ZM33 236H35V235H33ZM40 236H41V235H40ZM52 236H51V237H52ZM91 236L93 237V235H90L89 238H84V239H88V240H89V239L91 238ZM107 236H108V235H106V236L104 235L103 238H101V236H100V238L103 239V240H104V238L108 240V238H110V236H109L108 238H106ZM117 236H119V235H117ZM137 236H138V235H137ZM169 236H170V234H169V235L166 234V235L163 237L164 240L161 239V241H164V242L166 241V243H165L166 245H155L154 247H153V245H151V244H147V245L141 244V245H137V246L118 245V243H119L118 239H117V242H118V243H117L116 245L107 244V243H106V245H105V243H104L102 240H100L101 242L104 243V245L102 244L101 246H99V247H101L100 249H103V253L99 252L100 250H99L98 248H92V247L90 246V245L94 244L92 241H91L92 244L88 245L89 243L86 242V240L83 239V240L87 243V244H86V243H85V244L87 245L86 247H88V248H86V247H85V248H86V250H87L88 253L83 255V253H85V252H81L82 255H81V253H80V256H78L77 253H78L79 251L77 252V250H76L77 253H75V254H77V256H78L77 258H75V259L77 260V261H76V264H77V263H78V264H98L99 262H101L100 264H153V263H155V261H157L160 257H162V256H164V255L166 256V257H165L166 260L163 261V262H166L167 259H168V261L170 262V263H169V262L167 261L165 264H172L173 261H174V263H179V264L187 263V261H195V259H196L197 256L194 255V256H195L194 258H191V257H192L193 254H194V250H195V253H196V251H198L199 248L196 250V249H194V248H195L194 245H192V246H186V244H183V245H185L186 247H182L183 245H182V246H179V242H177V243H178V246H176V244H175V246L172 244L175 248L178 247V248H176V249H178V251L176 252V250L172 248L173 246L168 245L169 243H167V242H170V240L172 241V239H170L172 236H171V237H169ZM229 236H235V235H229ZM229 236L227 235V237H226L228 240H229V238H230ZM247 236H248V234H247ZM247 236H245V237L247 238ZM249 236H250V235H249ZM249 236H248V238H249ZM15 237H13L14 242H18V241H16V240L14 239ZM28 237H29V238H28ZM43 237H44V236H43ZM51 237H49V238H51ZM53 237L51 238V241H53V240H52V239H54ZM96 237H97V235H96ZM132 237H133V236H132ZM142 237H143V236H142ZM148 237H149V236H148ZM165 237H166V238H165ZM184 237H185V236H184ZM219 237H220V236H219ZM256 237L258 238L257 235H256ZM261 237H262V236H261ZM261 237L259 236V239H260ZM263 237H262V238H263ZM11 238H9V239L12 240ZM24 238H25V237H24ZM31 238H32V237H31ZM33 238H34V237H33ZM35 238H36V236H35ZM39 238H40V237H39ZM45 238H46V237H45ZM45 238H42V239L40 238L41 242H42ZM47 238H48V237H47ZM49 238H48V240H49ZM65 238H66V237H65ZM114 238H115V237H114ZM133 238H134V237H133ZM133 238H132V239H133ZM138 238H139V237H138ZM140 238H141V237H140ZM143 238H144V237H143ZM154 238H155V237H154ZM156 238H157V237H156ZM161 238H162V237H161ZM172 238H173V237H172ZM177 238H178V237H177ZM177 238H175V239L177 240ZM231 238H233V237H231ZM231 238H230V239H231ZM252 238H254V237H252ZM63 239H64V238H63ZM94 239H96V238H94ZM94 239H93V240H94ZM119 239H120V237H119ZM125 239H127V238H125ZM136 239H137V238H136ZM148 239H150V237H149ZM165 239H167V240H165ZM168 239H169V240H168ZM173 239H174V238H173ZM182 239H184V238L182 237ZM182 239H181V240H182ZM199 239H200V238H199ZM199 239H198V240H199ZM233 239H234V238H233ZM241 239H242V238H241ZM255 239H256V238H255ZM2 240H1V243L4 244V242H3ZM32 240H33V239H32ZM38 240H39V239H38ZM48 240H47V241H48ZM55 240H56V237H55ZM58 240H59V239H57V240L55 241V242H56V247H58L57 245H58V243L60 242V241L57 242ZM74 240H75V239H74ZM74 240H73V242H74ZM88 240H87V241H88ZM109 240H110V239H109ZM130 240H131V238H130ZM130 240H125V242H129ZM133 240H134V239H133ZM133 240H132V241H133ZM143 240H144V239H143ZM143 240H142V241H143ZM151 240H153V238H152ZM154 240H155V239H154ZM158 240H159V239H157L156 241H158ZM178 240H179V239H178ZM181 240H180V241H181ZM184 240H185V239H184ZM184 240H182V241H184ZM186 240H187V239H186ZM189 240H190V239H189ZM193 240H194V239H193ZM224 240H226L225 237H224ZM224 240H222V241H224ZM228 240H226V241H228ZM234 240H236V239H234ZM250 240H252V239H250ZM260 240H261V239H260ZM47 241L44 240V242H45L46 244H47ZM51 241H49V242L51 243ZM66 241H67V238H66ZM66 241H65V242H64V241H61V242H63L64 244H66ZM71 241H72V240H71ZM98 241H99V240H97V242H98ZM110 241H112V238H111ZM134 241H136V240H134ZM161 241H160V242H161ZM182 241H181V242H182ZM196 241H197V240H196ZM226 241H225V242H226ZM240 241H241V240H240ZM247 241H249V240H247ZM247 241L244 240L245 244L247 243ZM253 241H254V239H253ZM262 241H264V240L262 239ZM6 242L8 243V246H12L11 244L9 245V243H14L13 241H11V242L6 241ZM49 242H48V243H49ZM61 242H60V243H61ZM73 242H72V243H73ZM82 242H83V241H82ZM105 242H106V241H105ZM114 242H115V240H114ZM143 242H144V241H143ZM143 242H142V243H143ZM153 242H154V241H153ZM164 242H163V243H164ZM193 242L196 244L195 241H193ZM197 242H199V241H197ZM207 242H209V241H207ZM207 242H205V243H207ZM219 242H220V241H219ZM229 242H230V241H229ZM234 242H235V241H234ZM237 242H239V241H237ZM244 242H242V243H244ZM18 243H19V242H18ZM42 243H43V242H42ZM69 243H70V242H69ZM69 243H67V244L70 245ZM95 243H96V242H95ZM99 243H100V242H99ZM112 243H113V242H112ZM120 243H121V241H120ZM120 243H119V244H120ZM123 243H124V241H123ZM130 243H131V242H130ZM174 243H176V241H174ZM189 243H190V242H189ZM189 243H188V244H189ZM221 243H222V242H220V244L218 245V248H217V249H218V250H217L218 252H219V250H221V249L219 248L220 245H222ZM263 243H264V242H263ZM3 244H2V249L0 248L1 251H2L5 247H7V246H5V245H4V246H5V247H4ZM21 244H20V245H21ZM27 244H26V245H27ZM64 244H63V245H64ZM113 244H114V243H113ZM170 244H171V243H170ZM248 244H249V243H248ZM248 244H247V245H248ZM13 245L15 246V245H17V244H13ZM18 245H19V244H18ZM30 245H29V246H30ZM37 245H38V243H37ZM40 245H41V244H40ZM50 245H52V243H51ZM53 245H55V244H53ZM61 245H62V244H60V246H61ZM73 245H75V242H74ZM207 245H208V243H207ZM209 245H210V244H209ZM209 245H208V246H209ZM232 245H233V244H232ZM239 245H240V244H239ZM239 245H238V246H239ZM247 245H246V248H249V247L251 248V247H252L251 245H249V247H248ZM257 245H258V244H257ZM257 245H256V246H257ZM34 246H35V244H34ZM43 246H45V245H43ZM48 246H49V245H48ZM64 246H65V245H64ZM64 246H62V248H63ZM70 246L72 247V245H70ZM80 246H81V247H80ZM94 246H95V244H94ZM94 246H93V247H94ZM145 246H149V247H145ZM150 246H151V247H150ZM170 246H171V247H170ZM198 246H200V245H198ZM204 246H206V245H204ZM226 246L228 247L229 245H226V243H225L224 247L226 248ZM233 246H234V245H233ZM233 246H232V247H233ZM240 246H241V245H240ZM258 246H259V245H258ZM3 247H4V248H3ZM22 247H23V246H20V248H22ZM24 247H27V246H24ZM45 247L47 248V245H46ZM56 247H55V249H58V248H59V247H58V248H56ZM66 247H67V250H68V249H69V248H68L69 246L66 245ZM75 247H77V246H75ZM96 247H97V246H96ZM169 247L172 248V249L169 250ZM200 247H201V246H200ZM221 247H222V246H221ZM230 247H231V246H230ZM230 247H228V248H226V249H229ZM232 247L230 248V250L232 249ZM262 247H263L262 250H263V253H264V245H263ZM15 248H18V247L16 246ZM15 248H13V249H15ZM20 248H19V250H21ZM31 248H33V247H31ZM34 248H35V247H34ZM37 248H38V247H37ZM37 248H36V249H37ZM41 248H42V247H41ZM50 248H51V247H50ZM50 248H49V249H50ZM52 248H53V246H52ZM89 248H90V249H89ZM196 248H197V245H196ZM202 248H203V247H202ZM205 248H206V247H205ZM225 248H224V249H225ZM237 248H238V247H237ZM237 248H236V249H237ZM243 248H244V246H243ZM246 248H245V249H246ZM259 248H260V246H259ZM259 248H258V249H259ZM11 249H12V248H10L9 250H7V249H5V250H7V251L9 252V251H11ZM22 249H23V248H22ZM24 249H26V248H24ZM27 249H28V248H27ZM43 249H44V248H43ZM43 249H41V250H43ZM53 249H54V248H53ZM53 249H51V250H53ZM55 249H54V251H55ZM72 249H73V247H72ZM96 249H98V250H96ZM224 249H223V250H224ZM236 249H235L234 251H230V252H232L231 254H233V252H235ZM251 249H252V248H251ZM5 250H3V253H6V252H7V251H5ZM32 250H33V249H32ZM44 250H45V249H44ZM60 250H61V249H60ZM63 250H64V249H63ZM79 250H80V249H79ZM200 250H201V249H200ZM202 250H203V249H202ZM202 250H201V251H202ZM205 250H206V249H205ZM209 250H210V251H209ZM237 250L239 251L240 249H237ZM247 250H248V249H247ZM247 250H246V251H247ZM252 250H253V249H252ZM252 250H251V251H252ZM4 251H5V252H4ZM15 251H16V250H15ZM22 251H23V250H22ZM25 251H26V250H25ZM27 251H28V250H27ZM38 251H40V250H38ZM46 251L49 252L48 249H47ZM46 251H45V252H46ZM64 251H65V250H64ZM201 251L198 252V253H199L198 255L201 256V260H202V262H204V263H212V261H213V258H212V257H213V254H212L211 249H208V248H207V250H206V251L211 252V253H208V252H205V253H204V252H201ZM228 251H229V250H228ZM238 251H237V253H238ZM242 251H243V250H241V252H242ZM254 251H256L255 248H254ZM257 251H258V250H257ZM257 251H256V254H257ZM260 251H261V249L258 251L259 254H261ZM8 252H7V253H8ZM12 252H13V250H12ZM20 252H21V251H20ZM29 252H30V251H29ZM42 252H43V251H42ZM60 252H61V251H60ZM72 252H73V250H72ZM74 252H75V251H74ZM226 252H227V251H226ZM230 252H229V253H230ZM10 253H11V252H10ZM17 253H19V252H17ZM26 253H27V252H26ZM35 253H36V254H35ZM37 253H38V252H33V253H29V254L27 253V254H28L29 256L31 255L30 257H31L32 259H33V257H36L37 260H38V258H39V261H40V262H39L38 264H67L65 260H64V262H63V261L59 262V260H57V257H61V255H60V256L57 255V253H58L57 251H56V252H53V251H52L51 253L49 252V253L51 254L50 257H52L50 260H49V259L47 260L46 258H45L46 260H44V257H43L42 260H41L40 257H42V256H40V254L37 255ZM39 253H40V252H39ZM67 253H68V252H66V255H67ZM100 253H101V255H100ZM221 253H223V252L221 251ZM229 253L226 254L227 257L229 256V255H228ZM235 253H236V252H235ZM235 253H234V254H235ZM237 253H236V254H237ZM246 253H247V252H244V253L242 252V254H243L244 257H245V255H246ZM250 253H251V252H249V254H250ZM263 253H262V254H263ZM0 254L2 255V253H0ZM23 254H25V253H23ZM23 254H21V256H23ZM43 254H44V252H43ZM60 254H61V253H60ZM68 254H69V253H68ZM70 254L72 255V253H70ZM223 254H224V253H223ZM238 254H239V253H238ZM244 254H245V255H244ZM249 254H248V255H249ZM259 254H258V255H259ZM3 255H4V254H3ZM6 255H7L8 257L10 256V254H6ZM19 255H20V254H19ZM64 255H65V252L63 253V258H65ZM221 255H222V254H221ZM240 255H241V254H239V256H237V257L235 256V257L237 258L238 263H239V261H240V263H241V258H240V260L238 259V257H240ZM248 255H246V256L248 257ZM251 255H253V254H251ZM251 255H250V256H251ZM4 256H5V255H4ZM13 256H15V255H13V253H12V255H11V260L14 261V259L12 258ZM29 256H28V257H29ZM39 256H40V257H39ZM218 256H220V255L218 254ZM223 256H224V255H223ZM231 256H232V255H231ZM250 256H249V258H250V260H252L251 257L253 258V256H251V257H250ZM256 256H257V255H256ZM260 256H263V257H264V255H260ZM260 256H257L256 258H258V257H260ZM8 257H7V260H8ZM15 257H16V256H15ZM25 257H26V256H25ZM30 257H29L28 259H30ZM46 257H47V256H46ZM74 257H75V256H74ZM79 257H80V259H78ZM167 257H168V258H167ZM229 257H230V256H229ZM233 257H234V256H233ZM235 257H234V258H235ZM241 257H242V256H241ZM244 257H243V260H244ZM2 258H3V257H0L1 260H3ZM5 258H6V257H5ZM16 258H17V257H16ZM16 258H15V259H16ZM18 258L20 259V257H18ZM21 258H22V257H21ZM23 258H24V257H23ZM36 258H35V259H36ZM48 258H49V257H48ZM67 258H68V257H67ZM67 258H66V259H67ZM70 258H71V260H72V262H73L74 258H73V259H72V257H70ZM70 258H69V260H70ZM81 258H83V259H81ZM84 258H85V259H84ZM87 258L89 259V261L86 260ZM190 258H191V259H190ZM224 258H225V257H224ZM234 258H233V259H234ZM236 258L234 259L235 261H236ZM245 258H246V257H245ZM249 258H248V259H249ZM9 259H10V258H9ZM61 259H62V258H61ZM231 259H232V258H231ZM248 259L246 258L247 261L244 260L245 262H243V260H242V262H243L244 264H251V263L253 264L254 262L257 261L256 259H253L254 261L252 260V261H253V262H252V261H249ZM11 260H10V261H11ZM20 260H21V259H20ZM25 260H26V258H25ZM67 260H68V259H67ZM90 260H91V261H90ZM93 260H94V261H93ZM218 260H219V259H218ZM225 260H226V259H225ZM259 260H260V258H259ZM259 260H258V261H259ZM3 261H4V260H3ZM5 261H6V260H5ZM5 261H4V262H5ZM8 261H9V260H8ZM15 261H16V260H15ZM23 261H24V259L22 260V264H23ZM26 261H27V260H26ZM26 261H25V262H26ZM74 261H75V260H74ZM221 261H222V264H225V263H223V262H225L224 260L221 259ZM221 261H220V263H221ZM227 261H228V260H227ZM227 261H226V262H227ZM237 261H236V263L234 262L233 264H237ZM1 262H2V261H1ZM1 262H0V264H2ZM18 262H19V260L17 261V263H18ZM29 262H30V261H29ZM33 262H35V260H33ZM33 262H32V263H33ZM160 262H161V258H160ZM232 262H233V260H232ZM232 262L230 261L229 264H231ZM249 262H251V263H249ZM260 262H261V261H260ZM260 262L257 263V264H261ZM9 263L12 264L11 262H9ZM17 263H16V264H17ZM27 263H28V262H27ZM27 263H25V264H27ZM32 263H31V264H32ZM70 263H71V261H70ZM73 263H74V262H73ZM157 263H158V262H157ZM195 263L198 264V262H195ZM220 263H219V264H220ZM227 263H228V262H227ZM240 263H239V264H240ZM3 264H4V263H3ZM6 264H7V263H6ZM19 264H21V262H20ZM36 264H37V263H36ZM68 264H69V262H68ZM161 264H162V263H161ZM216 264H217V263H216ZM254 264H255V263H254Z\"/></svg>",
    "mask_w": 264,
    "mask_h": 264
}]
</instances>
